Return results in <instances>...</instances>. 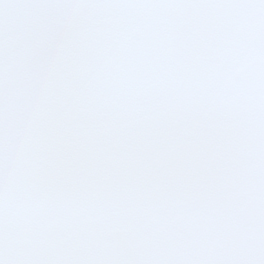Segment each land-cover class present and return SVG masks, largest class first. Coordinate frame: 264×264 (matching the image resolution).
<instances>
[{"label": "snow or ice", "instance_id": "6c2138e0", "mask_svg": "<svg viewBox=\"0 0 264 264\" xmlns=\"http://www.w3.org/2000/svg\"><path fill=\"white\" fill-rule=\"evenodd\" d=\"M0 264H264V0H0Z\"/></svg>", "mask_w": 264, "mask_h": 264}]
</instances>
